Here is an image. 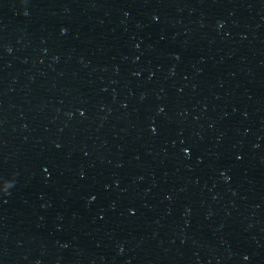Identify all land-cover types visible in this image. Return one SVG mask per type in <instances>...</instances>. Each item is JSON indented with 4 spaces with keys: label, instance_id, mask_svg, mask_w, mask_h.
<instances>
[{
    "label": "water",
    "instance_id": "95a60500",
    "mask_svg": "<svg viewBox=\"0 0 264 264\" xmlns=\"http://www.w3.org/2000/svg\"><path fill=\"white\" fill-rule=\"evenodd\" d=\"M0 264H264V0H0Z\"/></svg>",
    "mask_w": 264,
    "mask_h": 264
}]
</instances>
